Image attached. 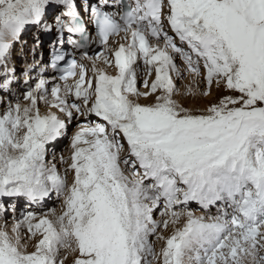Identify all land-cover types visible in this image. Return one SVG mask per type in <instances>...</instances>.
I'll return each mask as SVG.
<instances>
[{
  "label": "snow or ice",
  "instance_id": "obj_1",
  "mask_svg": "<svg viewBox=\"0 0 264 264\" xmlns=\"http://www.w3.org/2000/svg\"><path fill=\"white\" fill-rule=\"evenodd\" d=\"M0 264H264V0H0Z\"/></svg>",
  "mask_w": 264,
  "mask_h": 264
},
{
  "label": "bare ground",
  "instance_id": "obj_2",
  "mask_svg": "<svg viewBox=\"0 0 264 264\" xmlns=\"http://www.w3.org/2000/svg\"><path fill=\"white\" fill-rule=\"evenodd\" d=\"M36 38H37V33H36L35 31H30V32H28V33L25 34V36H24V40L27 41V45H26V49H27V50H30V49L32 48L33 43H34V41L36 40ZM40 40H41L42 47H41V49L39 50L38 55H39L40 53H43V54H44L43 59L45 60V55H46V52H47V48H48V46H49V40H50V37H48L47 35H41V36H40ZM16 59H17L16 67L22 69V68L24 67L25 60H31L32 57H31L30 51H29V55H28L27 57H25V56L19 51V48H18V49H17V57H16ZM62 149H63V148H62ZM52 150L55 151V152L57 153V156H59V155L62 154V153L65 155L64 151H59V150H61V149H59V148H54V149H52ZM51 202H53V200L50 201L49 203H51ZM193 207L195 208V207H197V206H196V205H193Z\"/></svg>",
  "mask_w": 264,
  "mask_h": 264
},
{
  "label": "rangeland",
  "instance_id": "obj_3",
  "mask_svg": "<svg viewBox=\"0 0 264 264\" xmlns=\"http://www.w3.org/2000/svg\"><path fill=\"white\" fill-rule=\"evenodd\" d=\"M43 56H44V54H43ZM18 69H21V68H18ZM70 135H71V131L69 132V136ZM68 144H69L68 138H63V139H61L60 141H58L56 143L55 148L61 149L59 151H64L65 156H67L68 155V151H69L68 150ZM49 207H55V208H59L60 207V204H59V202L56 201V198L55 197H53V202L49 203ZM45 210H47V209H45ZM157 218H159V217L157 216ZM160 246H161L160 244H157V248H159Z\"/></svg>",
  "mask_w": 264,
  "mask_h": 264
}]
</instances>
